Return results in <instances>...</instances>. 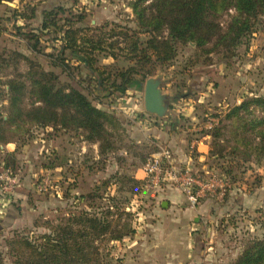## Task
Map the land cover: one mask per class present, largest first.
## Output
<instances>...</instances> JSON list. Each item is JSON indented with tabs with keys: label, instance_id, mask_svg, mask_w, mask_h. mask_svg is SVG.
Masks as SVG:
<instances>
[{
	"label": "rangeland",
	"instance_id": "rangeland-1",
	"mask_svg": "<svg viewBox=\"0 0 264 264\" xmlns=\"http://www.w3.org/2000/svg\"><path fill=\"white\" fill-rule=\"evenodd\" d=\"M154 2L0 1V117L6 119L10 115L13 119L8 127L0 129V138L16 140L12 141L16 152L2 153L0 157L1 162L8 158L7 165L2 162L0 173L7 168L9 179L15 183L12 194L0 189L1 264H12L17 257L22 261L32 257L31 247L24 240L37 245L46 235L52 238V227L68 221L77 227L74 219L82 211L100 216V212L108 210L105 215L111 223H127L132 229L120 240L109 239L110 234H106L93 241L99 248L101 264H149L150 261L137 257L152 250L156 237L170 233L196 240L195 249L200 256L195 264H233L249 241L264 237V161L257 162L253 157L239 161L243 158L238 150L232 156L235 142L230 136L229 141H221L225 147L221 155L209 154L212 127L231 124L225 115L245 97L264 95V3L250 36L242 34L239 40H232L237 27V23L231 24L235 11L222 10L213 21L218 26H211L218 32L207 43L198 46L192 40L178 42L172 60L163 64L151 58L147 65L151 71L144 77L135 76V82L124 92L102 91L101 97L92 100L95 108L106 115L103 127L107 134H102L101 144L84 138L78 131L22 120L26 113L35 114L30 109L35 99L29 85L38 75H30L31 69L53 72L64 86L87 93L84 69L79 73L75 68L70 77L53 65L52 52L59 48L56 38L60 32L52 27L43 32L37 30L43 9L61 4L71 11L64 17L83 12L84 18L73 24L75 27H96L107 36L110 23H117L140 31L144 41L149 33L141 32L143 27L136 11L143 9L144 17L153 16L157 12ZM24 3L35 5L36 17L20 26L23 21L15 17L17 10L25 11ZM167 33L164 28L162 34ZM219 34L226 35L220 38ZM113 40L124 45L119 35L110 38ZM80 59L72 58L69 63L76 67ZM97 59V65L110 64L118 69L131 65L129 59L118 57L113 61L105 52L99 53ZM148 78L158 83L166 105L164 116L145 108L144 86ZM9 85H13V90ZM12 91L21 93L22 98L10 105ZM211 118L214 123L209 128ZM201 139L207 144V151L206 157L199 160L197 144ZM163 149L171 151V165L181 173L180 180L166 182L177 190L181 198L177 202L160 192L163 185L159 189L146 188L143 182L139 185L134 181L143 180L142 169L152 155ZM181 154L189 155L192 162L174 161ZM233 158L239 165L229 170ZM189 177L195 180L190 181ZM20 187L28 195V205L13 201ZM197 192L201 195L193 201ZM168 223L187 226H164ZM92 261L86 258L75 264H96Z\"/></svg>",
	"mask_w": 264,
	"mask_h": 264
},
{
	"label": "trees",
	"instance_id": "trees-1",
	"mask_svg": "<svg viewBox=\"0 0 264 264\" xmlns=\"http://www.w3.org/2000/svg\"><path fill=\"white\" fill-rule=\"evenodd\" d=\"M263 3L264 0H155L153 3L157 10L155 15L144 17L143 9L136 11L140 18V26L143 27L141 32L149 33V37L144 41L140 38V31L120 27L117 23H110L107 36L101 31L98 32L99 28L96 27H75L73 24L84 18L83 12L70 13V17H64L66 12L71 11L61 4L43 9L37 30L43 32L52 27L54 31L60 32L59 39L56 38L60 42L59 48H54L52 52L53 65L59 66L62 72L70 77L73 76L75 68L79 73L84 69L88 82L85 86L87 93L64 86L58 75L53 72L52 74L44 71L34 72L31 69L30 75H38L29 85L30 93L35 99L30 103V109L35 111V114L30 116L26 113L22 120L36 121L44 127L60 126L67 131H78L84 134V138L99 141L101 144L104 138L102 134H107L103 127L106 115L95 108L92 100L101 97L102 91L111 93L114 89L124 92L135 82V76L144 77L151 71L147 68L151 58L163 64L172 60L177 54L175 45L178 42L186 43L192 40L198 46L207 43L213 34L218 32V29L213 30L211 26H218L213 21L222 10L232 8L235 11L231 24L237 23V27L232 40L237 38L239 40L242 34L250 36L254 32V20L263 10ZM23 7L25 11L17 10L15 17L23 21L20 26L36 17L34 4L24 3ZM72 17L75 18L74 21ZM60 21H63L62 25L58 24ZM118 28L125 31H117ZM164 28L168 31L166 36L162 34ZM117 35L121 37L124 45L118 40L110 41L111 37ZM219 35L221 38L226 34ZM34 37L36 41L39 40L36 35ZM102 52L107 53L113 61L118 57L127 58L131 65L122 69L114 68L110 64L97 65V55ZM72 58L80 59V65L76 67L70 65ZM13 88V85H9L10 90ZM21 98V93L12 91L10 105ZM35 102L39 104L34 105ZM44 110L49 112L43 113ZM225 117L232 123L212 127L209 133L212 137L209 154L221 155L225 148L221 141H229L230 136L235 142V145L231 146L232 156H236L238 150V155L243 158H239V161H248L251 157L257 162L264 161V95L245 97L239 105L233 106ZM12 121L10 115H7L6 119L0 117V129L8 127ZM11 141L16 140L0 138V144ZM239 161L231 159L229 170L239 165ZM2 162L7 165L8 158L4 157ZM134 181L141 185L144 179ZM105 213L109 211L100 212V216L82 211L74 219L77 227H73L68 221L52 227V238L46 235L37 245L24 240L23 242L31 247L32 257L25 261L17 257L12 264H75L76 261H83L86 258L101 264L99 248L93 245V241L106 234H110L109 239L120 240L132 232L127 223L121 225L111 223ZM1 261L0 256V264ZM233 264H264V237L249 241Z\"/></svg>",
	"mask_w": 264,
	"mask_h": 264
},
{
	"label": "crops",
	"instance_id": "crops-1",
	"mask_svg": "<svg viewBox=\"0 0 264 264\" xmlns=\"http://www.w3.org/2000/svg\"><path fill=\"white\" fill-rule=\"evenodd\" d=\"M41 14V12H40ZM170 144V143H169ZM1 146L4 147V150H0V157L2 153H8L11 151L16 152V143L15 142H7L6 144H1ZM0 146V147H1ZM177 146L174 145V149H176ZM197 150H198V159H204L206 157V151H207V144L203 142V140H199L197 144ZM181 151V150H180ZM179 151H177V154ZM177 160H185L186 164H189L192 162L191 157L185 154L178 155V157H174ZM1 159H0V167H1ZM143 175L141 176L144 178V169H142ZM138 177V176H137ZM24 188V187H22ZM21 187L17 190L13 201L20 202L23 205H28V195L25 193L24 189ZM162 190V191H160ZM159 191L163 194H167L173 197L171 201H180L181 198L179 194L177 193V190L175 188H172L169 183H165L163 187ZM161 193H158L159 195ZM169 205H171L169 203ZM32 204H29V207H31ZM8 208V207H7ZM202 209V204L199 205L198 211ZM32 209V207L30 208ZM175 225V228L181 227L185 228L187 226L186 223H168L164 226L166 227H172ZM197 225V224H196ZM189 226V225H188ZM198 226V225H197ZM156 241L153 243L152 250L148 252L141 253V256L137 257L138 259L141 258L143 260L150 261L149 264H195V262L198 260L197 258L200 256L198 254L197 250L195 249L196 240L194 238L190 237H173L171 233L166 237H156ZM132 243H134L132 241ZM143 243V242H142Z\"/></svg>",
	"mask_w": 264,
	"mask_h": 264
},
{
	"label": "built area",
	"instance_id": "built-area-1",
	"mask_svg": "<svg viewBox=\"0 0 264 264\" xmlns=\"http://www.w3.org/2000/svg\"><path fill=\"white\" fill-rule=\"evenodd\" d=\"M214 123V119L211 118L207 126L210 128ZM195 143V142H194ZM195 145V144H193ZM173 163L172 153L169 149H163L157 155H152L144 167V182L143 186L146 188H160L163 183L169 182V180H180L181 173L171 165ZM171 166V168H170ZM190 181L195 179L189 177ZM0 189L6 194H12L15 183L9 179L8 169H4L0 173ZM161 189V188H160ZM201 193L197 192L192 196L193 201L200 196Z\"/></svg>",
	"mask_w": 264,
	"mask_h": 264
},
{
	"label": "water",
	"instance_id": "water-1",
	"mask_svg": "<svg viewBox=\"0 0 264 264\" xmlns=\"http://www.w3.org/2000/svg\"><path fill=\"white\" fill-rule=\"evenodd\" d=\"M144 104L146 110L150 113L157 116H164L166 114L164 98L158 88L157 81H154L152 78H148L144 86Z\"/></svg>",
	"mask_w": 264,
	"mask_h": 264
}]
</instances>
